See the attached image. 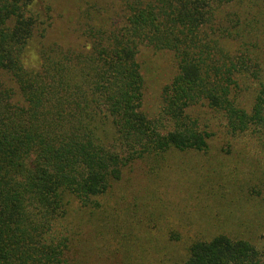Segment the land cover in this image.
Wrapping results in <instances>:
<instances>
[{
  "label": "trees",
  "instance_id": "1",
  "mask_svg": "<svg viewBox=\"0 0 264 264\" xmlns=\"http://www.w3.org/2000/svg\"><path fill=\"white\" fill-rule=\"evenodd\" d=\"M60 5L0 0V264H97L94 240L121 264H264L225 195L192 186L199 228L162 213L165 170L210 146L196 105L264 138V0ZM143 45L175 59L152 115Z\"/></svg>",
  "mask_w": 264,
  "mask_h": 264
},
{
  "label": "rangeland",
  "instance_id": "2",
  "mask_svg": "<svg viewBox=\"0 0 264 264\" xmlns=\"http://www.w3.org/2000/svg\"><path fill=\"white\" fill-rule=\"evenodd\" d=\"M60 2L62 5V0ZM139 58L147 81L144 107L152 115L160 107L164 85L176 73L175 59L170 52L158 54L146 45L141 46ZM262 67L264 68V51ZM247 93L250 94L249 91ZM204 105H196L192 113L200 125L212 133L209 149L206 152L191 155L181 154L183 168L172 175L169 171L167 173V169L165 170L164 178L167 185L164 186V192L172 193L175 199L172 202L170 198L169 203L166 202L163 205L162 213L165 211L174 218L183 217L188 224L191 223L196 228L200 227L197 224L204 225L203 220L208 221L205 219L206 212H197L198 201H196L194 194L196 190L193 187L205 185L202 188L203 191L208 190L207 193L213 191L225 195L224 202H228L227 207L235 212L232 215L245 222L240 228L235 227L238 233L250 238L258 248L264 250V138L251 130L237 134L230 133L222 114ZM159 191L155 188L150 190V193L154 195ZM224 202L222 200L221 203L226 207ZM202 204L203 202H199V205ZM134 208L131 205V209L135 211ZM200 216L203 220H196ZM86 230L83 239L91 243L90 240L94 238L97 231L91 227ZM97 241L94 240L91 243L95 247L94 257L98 259L97 264H121L120 254L125 252L124 248H119V244L114 241L115 249L113 247L108 249L96 243ZM148 247L149 242L143 239V245L137 246L136 251L145 252L144 250ZM115 250L124 251L113 253L116 252ZM144 256L146 255L142 253V257Z\"/></svg>",
  "mask_w": 264,
  "mask_h": 264
}]
</instances>
